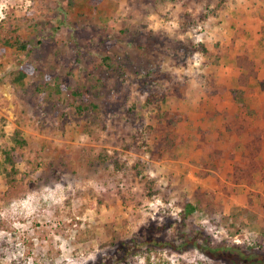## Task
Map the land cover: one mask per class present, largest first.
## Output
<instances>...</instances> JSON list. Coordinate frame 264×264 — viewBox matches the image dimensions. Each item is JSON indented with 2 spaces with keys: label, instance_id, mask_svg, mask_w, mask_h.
<instances>
[{
  "label": "rangeland",
  "instance_id": "1",
  "mask_svg": "<svg viewBox=\"0 0 264 264\" xmlns=\"http://www.w3.org/2000/svg\"><path fill=\"white\" fill-rule=\"evenodd\" d=\"M16 36L0 148L27 144L11 183L0 167V264H217L171 248L194 231L264 261V188L246 197L264 158L242 157H264V0H0V40Z\"/></svg>",
  "mask_w": 264,
  "mask_h": 264
},
{
  "label": "trees",
  "instance_id": "2",
  "mask_svg": "<svg viewBox=\"0 0 264 264\" xmlns=\"http://www.w3.org/2000/svg\"><path fill=\"white\" fill-rule=\"evenodd\" d=\"M0 44L6 48H15V49L23 50V51H26L27 49H29V46L26 43L22 42V40L18 36L14 37L12 42L8 38L1 39ZM198 47L204 50L203 46L198 45ZM105 61H107L108 63L110 60L106 58ZM107 65L108 67L111 66L110 64H107ZM35 70H36L35 67L29 63H26V62L19 63L16 68V72L14 73L15 76L12 79L13 83L22 85L24 83V80L27 77L31 76L35 72ZM74 96L75 98H78L81 96V94L78 92H75ZM151 100H152V97L148 96V101H151ZM243 106L244 105H242V107ZM89 108L93 109V111L97 110L96 107L93 105H90ZM75 109L78 114H80L82 111L85 110V108L81 106H76ZM1 122H4L2 118H0V124ZM248 134H249L248 137H252L251 133H248ZM0 136H3L2 131L0 133ZM11 141L13 144L12 147L0 148V155L2 157V160L0 161V167L8 179L14 173H16L15 165L19 163L20 161H22V155L20 153H17V149H22L27 144L25 139L21 136V132L19 130H15L11 138ZM251 167H252L251 169L261 173V181L264 184V167L262 165H252ZM243 173L244 171L241 174ZM11 181L12 180L9 179L10 183ZM261 205H262V208H261L262 211L260 210V213L264 216V204H261ZM192 209L194 210V208ZM186 213H187L186 210H183V212H181V216L183 219ZM256 222L257 220H255L252 223V225H254ZM157 236H158V233L151 232V235L146 238V240H148L146 244L148 245L147 249L152 246L160 247L161 245H164V246L167 245V244H162V240ZM173 239L175 240L179 239L180 241H182V243L179 246L178 245L174 246L171 244L172 249L178 251L182 247H184L185 243L190 242V244H192L197 249L199 248L205 251L206 249H208L212 259L213 258L216 259L219 256V260L217 261V264H220L221 261L224 263L227 261V264H264V261H261L257 257L256 258L252 257V254L250 252L251 248L249 247L245 248V252H239V253L235 251V249H237L235 247H231L230 250H227L225 246H216L215 248H208V246H206L205 244L206 238L203 236L202 232L194 231L193 233H186V234L184 233V234H181V236H175ZM134 244L135 242L133 243V241L131 240L126 243L120 244V247L122 249V254L127 255L129 251H131L134 248ZM114 257H116V254L112 256V258ZM91 264H113V263H110V261L108 260L107 261L97 260Z\"/></svg>",
  "mask_w": 264,
  "mask_h": 264
},
{
  "label": "crops",
  "instance_id": "3",
  "mask_svg": "<svg viewBox=\"0 0 264 264\" xmlns=\"http://www.w3.org/2000/svg\"><path fill=\"white\" fill-rule=\"evenodd\" d=\"M251 109H255L254 107H251ZM254 111H257V109H255ZM245 138H249L248 136H249V134L248 135H243ZM261 149H259V151L257 152L256 151V154H254V155H251L249 152L248 153H243L242 155V157H247V158H252V159H263L264 157H262L261 156ZM251 155V156H250ZM261 156V157H260ZM229 165V164H228ZM221 170H219V173H222V172H220ZM244 180V179H243ZM250 180L251 181H248L247 183H246V197H247V200L249 201V199H251L252 198V196L251 197H249L250 196V194L248 195V193H250V191H254L253 190V188H255V187H263L264 188V184H263V182L261 181V173L260 172H257V171H255V170H253V169H250ZM240 182V181H239ZM243 182V181H242ZM242 182L240 183V186L242 185V186H244L243 184H242ZM244 183V182H243ZM245 184V183H244ZM248 190V191H247ZM259 198V197H258ZM256 200V198L255 199H253L252 200V202L254 203L253 205H256V206H258V208H260L261 207V201L259 202V203H256L257 201H259V200H257V201H255ZM260 200H261V198H260ZM248 201H247V204H248ZM252 205V206H253ZM244 206V205H243ZM248 206V205H247ZM259 215H261V213L259 212Z\"/></svg>",
  "mask_w": 264,
  "mask_h": 264
}]
</instances>
